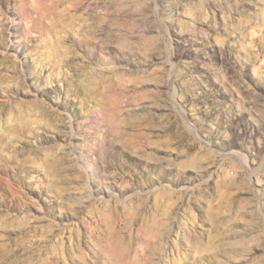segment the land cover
<instances>
[{"label": "rangeland", "instance_id": "374dc122", "mask_svg": "<svg viewBox=\"0 0 264 264\" xmlns=\"http://www.w3.org/2000/svg\"><path fill=\"white\" fill-rule=\"evenodd\" d=\"M0 264H264V0H0Z\"/></svg>", "mask_w": 264, "mask_h": 264}]
</instances>
